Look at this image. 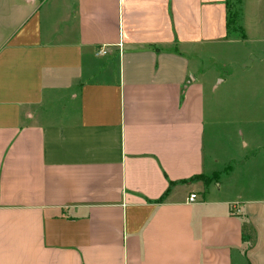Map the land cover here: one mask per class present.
<instances>
[{
    "label": "crops",
    "instance_id": "0c3cea01",
    "mask_svg": "<svg viewBox=\"0 0 264 264\" xmlns=\"http://www.w3.org/2000/svg\"><path fill=\"white\" fill-rule=\"evenodd\" d=\"M236 1L239 31L229 0H0V264H264V0Z\"/></svg>",
    "mask_w": 264,
    "mask_h": 264
},
{
    "label": "rangeland",
    "instance_id": "374dc122",
    "mask_svg": "<svg viewBox=\"0 0 264 264\" xmlns=\"http://www.w3.org/2000/svg\"><path fill=\"white\" fill-rule=\"evenodd\" d=\"M229 8L230 12L233 14L238 15V22L235 24V28L241 30L240 28V23H239V4L237 3L236 0H229ZM243 47V46H240ZM251 46H247L246 48V53L242 55L239 58L241 61L246 62L247 68H239V72H243L244 70L253 72L254 70L258 71L257 68L254 67V63L257 58V54L254 53V51H251ZM235 48L234 47H226L224 45H210L208 51L203 53V58L201 60V67L204 69V71H207L206 76L212 80L214 76L219 73V74H227L233 68L231 67H223L222 63L223 62H229L232 61L235 57ZM264 56V53H262ZM253 66V67H252ZM253 68V69H252ZM237 69V68H236ZM263 74H264V66H263ZM255 71V72H256ZM254 76L255 78H253ZM252 79H254L252 84H247L249 87L250 85L252 88H254L252 91L247 89L248 94L246 95L245 100L242 101V108L244 109L245 116H242V120L245 122H251V123H259V125H264V78L263 76H259L258 74L256 75H251L250 76ZM247 87V88H248ZM258 94L256 97L255 95ZM217 94L213 95L211 97L212 101H217ZM247 123V124H248ZM217 174L212 175L208 177L210 181H213L215 179ZM197 181H201L199 178L196 179ZM195 180V181H196ZM205 184V181H203Z\"/></svg>",
    "mask_w": 264,
    "mask_h": 264
},
{
    "label": "trees",
    "instance_id": "16d2710c",
    "mask_svg": "<svg viewBox=\"0 0 264 264\" xmlns=\"http://www.w3.org/2000/svg\"><path fill=\"white\" fill-rule=\"evenodd\" d=\"M238 22V15L237 14H233L230 12V9H229V17H228V20H227V26L229 29L231 30H235V31H238L237 28H235V24ZM241 28V27H240ZM200 179V180H203L205 181V184L208 185L211 181L208 179V178H205V176L203 175H197V176H194L191 178V180H196V179ZM182 182H186L185 180H183ZM249 226L248 225H244V229L246 230Z\"/></svg>",
    "mask_w": 264,
    "mask_h": 264
},
{
    "label": "built area",
    "instance_id": "2783aa9c",
    "mask_svg": "<svg viewBox=\"0 0 264 264\" xmlns=\"http://www.w3.org/2000/svg\"><path fill=\"white\" fill-rule=\"evenodd\" d=\"M109 52L108 46H102L98 50V55H106ZM197 199V194L192 193L189 196V201L194 202Z\"/></svg>",
    "mask_w": 264,
    "mask_h": 264
}]
</instances>
